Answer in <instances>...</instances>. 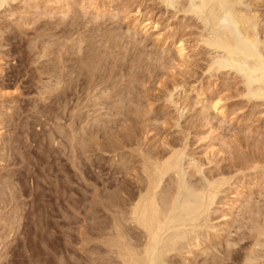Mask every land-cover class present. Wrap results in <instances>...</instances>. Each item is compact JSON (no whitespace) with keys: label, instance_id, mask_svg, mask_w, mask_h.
<instances>
[{"label":"rangeland","instance_id":"1","mask_svg":"<svg viewBox=\"0 0 264 264\" xmlns=\"http://www.w3.org/2000/svg\"><path fill=\"white\" fill-rule=\"evenodd\" d=\"M2 1L0 264H66L69 259L82 264H116L118 258L114 256L116 254L111 251L113 247L110 245L114 239V190L118 187L114 170L122 166L117 161L122 156V160L128 162L130 168L125 173H129L125 176L133 180H130L133 189L128 187V190L129 193L131 190L138 193L137 182L139 184L138 180L144 175L143 172L137 173L142 171V153L144 150H153L154 153L158 150L157 152L162 153L163 149L164 152L168 149L164 140L178 148H184L187 158L195 157L202 162L201 173L194 175L192 170L187 169L189 174L186 176L195 185L203 184L208 176L211 180L225 176L228 181L221 187L216 202L211 206V226L199 230H202L200 236L205 243L210 245L211 241L205 239L207 236L204 235L210 233V238L213 234L220 235V239H212L214 250L210 248L203 251L188 240L183 245L184 248L179 247L180 251L178 249L170 253L165 264H186L188 260L193 261V264H209L215 255L229 257L224 259L225 264H242V261L236 262L232 256L226 255L225 247L232 242L233 248L237 249L241 242L244 246L241 248L243 256L245 251H249L251 240L246 237L241 239L240 235L244 232L249 234L252 231L250 224H254V221V225H257L264 220V96L261 95L264 87L261 89L253 84L252 91L254 89V92L258 90L261 93H257L258 96L252 95L254 97L250 99L241 72L230 66L224 69L209 68L212 57H219V54L224 56L222 49L200 41L204 37L206 41H211L213 38H210L214 37V22L211 23L214 20L209 8L204 7L200 0ZM251 1L259 4L257 6L253 2L252 7H258L264 14V1L262 4L256 0ZM138 21L157 24L158 28H151L147 35L136 24ZM108 32L112 40L120 45L116 46L114 62L117 65L123 64L122 67L114 68L120 72L113 79L114 92L122 89L121 93L126 99L122 107L126 104L124 110L130 113L131 121L134 122L135 119L137 128V134L132 137L135 129L132 130L131 137H127V142L121 146L123 148L115 150L114 143L111 144L109 139L114 131L104 127L111 125L112 122L108 123V120L115 118L107 112L108 103L114 100H109L107 95L102 94L103 87L112 80L100 83L99 88L89 96L88 90H85L83 95L81 93L82 99H76L75 94L68 99H51L54 92L50 91L55 88L54 84L59 86V77L56 81L58 85L55 83L57 68L60 72L73 68L72 60H64L68 54L71 57L76 55L78 46L81 45L83 51L89 42H94L95 46L100 45ZM110 36L106 37L108 44ZM180 39L186 46L187 54L183 56H180L176 48ZM57 41H61L65 47L62 44L59 46ZM106 43H101L103 45L100 50H108L103 49ZM68 44H73L76 49L66 46ZM43 52L46 53L45 57ZM55 56L60 57L58 62L61 63H57ZM51 62L53 67L58 66L53 68L56 70L54 77L48 70L52 68ZM61 66H64L62 71ZM107 66H112V63ZM101 67L105 70L104 65ZM72 72L76 74V69L71 70ZM67 74L71 75L70 70ZM62 83L60 85L65 84ZM127 83H131L128 86L132 89L130 94ZM45 84L48 86L45 87ZM73 87L79 89L74 84ZM124 87L129 92L126 88L124 92ZM172 90L178 92L175 93L177 101L181 94L177 105L169 101ZM93 94L100 98L86 99ZM114 98L117 99L118 96ZM219 98L220 106L216 108L212 104ZM78 110L83 115L82 124L78 117L75 118ZM123 114L124 112L122 117L118 115L122 118H119V123H124L125 126L127 123L126 127L130 124L132 129L135 124L131 126L129 116L125 117ZM96 116L101 120L94 121ZM106 120L107 123L104 124ZM73 121L74 125L85 124L87 128L94 126L96 135L87 136L81 125L75 127L77 130L70 127V122ZM62 127L64 128L61 129ZM79 128L80 134L76 135L81 140H77V143L74 132H79ZM84 134L87 140L83 138ZM82 138L86 144H82ZM74 143L80 144L79 147L84 145L82 150L85 147L87 150L80 154L79 150L76 151L79 149L78 145ZM76 157H80L79 163ZM137 174H140L139 177ZM170 176L165 177L163 186L161 185L163 189L171 185ZM143 179L145 175L140 181L144 185L146 181ZM162 188L160 193L166 191L161 192ZM123 190L126 191L127 188ZM237 191H240V201L234 203L230 210L229 202L236 199ZM127 193L128 191L123 195L128 197ZM126 201L121 207L125 211L129 207ZM227 212V218H223ZM123 222L128 223L127 219ZM129 225L132 228L133 225ZM138 231L134 228L132 233ZM238 238L241 240L237 241ZM262 247L264 248L263 245ZM262 253L264 252H258V256ZM261 256L256 263L264 264V256ZM190 261L187 264H192Z\"/></svg>","mask_w":264,"mask_h":264},{"label":"bare ground","instance_id":"2","mask_svg":"<svg viewBox=\"0 0 264 264\" xmlns=\"http://www.w3.org/2000/svg\"><path fill=\"white\" fill-rule=\"evenodd\" d=\"M263 1L264 0H256L257 3L261 2L260 4H262ZM2 2L3 1L0 0V6L3 4ZM200 2L203 4L204 7L209 8L208 10H210L211 15H213L212 16L213 19L211 16L210 17L212 20H214L211 22V23L214 22L213 23L214 25L212 27L213 31H214V37L210 38V39H212V38L213 39L211 41H208V40L206 41V39H204L205 38L204 37L200 41H202V42L204 41V42L208 43V45L214 46L216 49H222L223 52H222V50H221V52L224 54L223 57L221 56V54H219L220 58L218 57V55L212 57V62L209 63V68L224 69V68H227L230 66L232 69H235V71H237L239 73L241 72L245 78L244 82L246 81L245 87H246V90H248L247 94H250V96H251L250 99H251L252 97H254L252 95L256 96L257 93L260 92L257 90V91H255L256 92L255 93L254 89L252 91L253 84L254 85L256 84L259 88L264 87V14H263V12L259 11L260 9H258V7H256V8L252 7L254 1L252 2L251 0H200ZM254 4H256V3L254 2ZM63 6H65V5H63ZM221 20L222 21L224 20V22L221 23ZM96 21H98V20H96ZM225 21H227V23ZM136 24L138 25V27L141 26V28L145 30L146 34L151 28H154V29L158 28L157 24H153V23H149V22L145 23L144 21H141V22L138 21ZM109 34L110 33L108 32L107 36H110ZM158 35H159V33H158ZM107 36L104 37L105 40H102V42H105V43L107 42V40H108V39H106ZM108 38H110L109 44L106 43V45L104 44V46H103V49L107 48L108 50H102V49L100 50V48H102V45H103V44H101L102 42L98 46H95L94 42L93 43L89 42V44L87 45V47H85V49L83 51H82L83 47L80 45L81 47L78 46V49L75 51L76 55L71 57L68 54L67 59H64V60H68V58H69L70 61L71 60L73 61L72 64H73V68L76 69V74L75 73L73 74L74 71L71 73V70H74L73 68H69L70 74L71 75L73 74V76L67 74V73H69V70L67 67H66L67 69L64 68L65 71L68 70L67 73L64 71L66 73L65 74L64 72H60V69L57 68L58 66L56 67L54 65V67L57 68V72H55L56 70H53V68H54L53 62H51L52 66L49 64L52 68L49 65L48 66L51 69H49L48 67L47 68H48V70H50V72H52V73H50V72L49 73H50V75L53 74L52 75L53 77L55 76V73H56L57 77L55 78V83H56L58 77L60 79L57 82L59 84V86H56L54 84L55 88L50 89V91H52L51 93L54 92L53 95L51 96L52 97L51 99H66V98L68 99V98H70V95H74V94H75V96H77L76 99H82L81 93L83 95L85 90H88L87 96H89V94H91V92H93L99 86L100 83H104V82H108V80H112L111 83L106 84L103 87L102 94L107 95L106 97L109 100H114V101H112V102L110 101L108 103V105H107L108 111L107 112H108V115L110 114V116H112V114H113L115 116V118L113 117V119L108 120V123H109V121H111L112 124L108 125V126H104V127L105 128L108 127L110 129H113V131H114V134H110L109 139L111 141L110 142L111 144L114 143V150H115V148H117V149L123 148L121 146L125 142H127V137H131L130 135L133 132L132 130L135 129L134 135L132 134V137L135 136V133L137 134V132H136L137 128H135V126H136L135 119H134V122L131 121V119H130L131 117L129 116L130 113L129 112L127 113V111L124 110L126 104H124L125 106L122 107L123 103H125V101H126V99L123 97L125 95L123 93H121L122 89H120L118 92L117 91L114 92L115 81L113 79H114V77H116L117 74L120 73L119 70H117L118 71L117 72V71H115L114 68L116 66L122 67L123 64L117 65L114 62V57L116 58V55H115V51L117 49L116 46L118 47L119 42L116 43L115 40H112L111 36ZM72 40H73V38H72ZM58 44H59V46H61L60 44L63 45V43L61 41H60V43L58 42ZM77 44H78V42H77ZM72 45L68 44L66 46L70 47ZM211 46H209V47H211ZM176 48H177L178 52L180 53V56L187 54L185 52L186 46H185L183 40H181V39L179 40V44L177 45ZM75 49L76 48H74V50ZM66 50H64V52ZM46 53H47V51H46ZM46 53L43 52V56ZM54 54L57 55V53H55V51H54ZM117 55H119V54H117ZM59 56H61V55H59ZM59 56H55L56 57L55 59H57L56 60L57 63H61V62H58ZM39 57H40V53H39ZM124 57H126V56H123V58ZM63 58H64V56H63ZM60 59H62V56ZM117 59L119 60L118 57H117ZM56 61H54V64ZM107 63L108 64L112 63V66H107L108 65ZM62 64H63V62H62ZM65 64H68V63H65ZM102 65L105 66V70L101 67ZM68 66H69V64H68ZM63 67L62 66L60 67V68H62L61 71L63 70ZM38 69H39V67H38ZM39 70H41V69H39ZM126 71L128 72V70H126ZM127 72H124V73H127ZM57 73L59 75H57ZM75 75H76V77H74ZM129 76H131L130 73H129ZM133 76H134V74L132 72V78H133ZM136 77H137V75H136ZM138 77H139V75H138ZM97 79H99V81H97ZM130 79H131V77H130ZM135 80H137V78H135ZM132 81L133 80L131 79V82ZM61 82H63V83L65 82V84L60 85ZM128 82H130V80ZM73 84L76 86H79V89H77V87H73ZM130 84L131 83H129V85H128V83H127V88L131 90L130 92L128 91V89L126 87L123 88V91L126 88L127 91L129 92V94L132 92V89L129 88ZM44 86L47 87L48 85L45 84ZM176 86H177V84H176ZM254 88H255V86H254ZM256 89H257V87H256ZM173 90H175V88ZM173 90L170 91L168 98H169L170 102H172L174 105H177V104H179L178 101L181 97V94L178 96L179 98L177 101V97L175 99V96H177V95H175V93L177 94L178 92L173 91ZM110 91H112V92H110ZM261 95L264 96V92H262ZM114 96H118V98L116 99V98H114ZM72 97L74 98V96H72ZM126 97H128L127 94H126ZM99 98H100L99 95L93 94V96L91 98L88 97L86 99L98 100ZM115 100H117V101H115ZM123 100H124V102H123ZM220 102H221V99L219 98L218 100H215L212 105L214 107L218 108V106H220L219 105ZM180 103H181V100H180ZM121 108H123V109H121ZM115 109H116V111H115ZM121 110H124V111H121ZM222 110L223 109L221 108L220 111H222ZM125 111H126V113H125ZM123 112H124L123 115L125 117L129 116V119H130L131 124H132L131 126H133L135 124L133 126L134 128L132 127V129L130 128V124H128L129 130H131V132H129L128 127H126L127 123H126V126L124 123H119V121H120L119 118L122 117ZM75 113L78 116H76V117L74 115L73 116L76 119L78 117L81 120V124H82V121L84 122L82 113L80 111L78 113L77 112H75ZM118 115H120L121 117H118ZM144 115H146V114H144ZM137 116H139V115H137ZM55 117H57V116H55ZM116 117H118V118H116ZM141 117H142V115H141ZM70 118H71V115H70ZM93 120L94 121L95 120L100 121L101 119H100V117L96 116L93 118ZM132 120H133V117H132ZM74 122L75 121L70 122V123H72V126L69 124L70 127H74V128L76 126L80 127V125H81L80 122H79L80 125H78V124L74 125L75 124ZM123 122H124V120H123ZM105 123H107V120L104 121V124ZM56 124L59 125V123H56ZM121 124L122 125L124 124L123 127L122 126L120 127ZM97 125H98V123H97ZM137 125H138V123H137ZM60 126H62V125L60 124ZM60 126L59 127L56 126V128L59 129ZM99 126H100V124H99ZM63 128L64 127H62L61 129H63ZM74 128H72V129H74ZM81 129L87 136H91V137L96 135V132H97L96 128L94 126L87 128L85 124L81 125ZM127 130H128V132H127ZM148 130H147V132H148ZM68 131H69V129H68ZM76 133L80 134V128H79V132H76V131L74 132V134L76 136L75 141L77 143H79L81 139L80 138L78 139V135H76ZM53 134H55V133H53ZM85 134L83 135V138L85 140H87V136L85 137ZM83 138H82V140H83L82 144L84 142ZM73 139H74V137H73ZM56 140H55V142H56ZM77 140H79V142ZM163 142L165 143L166 147L168 146V149L165 150L166 152L165 151L163 152V150H164L163 149L161 151L162 153H160V151L157 152L158 150L157 151L155 150V153L153 152V150L148 151V152H146L144 150L145 153H144V151L142 153L143 154L142 171L139 168L140 171L137 173L143 172L142 174L145 175V179H143V181L144 182L146 181V182L144 185L141 184L140 181L142 178H144V175L140 180H138L139 179L138 177L141 173L139 175L137 174L138 175L137 180L139 181V184L142 185V186H139V184L137 182V185L139 186V187L137 186L138 193L137 192L135 193L134 191H132L130 189L132 191V193L134 192V194H132L130 191V193H131L130 194L129 190H128V187L132 188L131 182L133 181L132 179H129L127 176H125L126 174L129 173L128 171H127L128 173H125V171L128 170V168H130L129 164L127 165L128 162L123 161L122 156H121V159H119V161H117V162L122 163V166L120 165L121 167H117L116 170H114V179L118 182L117 183L118 187L117 188L115 187L116 189L114 190V239H113V243H111V245H110L111 247H113V248L110 247L111 251H113L114 254H116L114 256L116 258H118L116 264H165V262L167 260H169L168 258H169L170 253L178 251L179 247L182 249V246L183 245L185 246L187 244L188 240H191V243L193 242L192 244L195 243L194 246L196 245V247H198V249H202L204 251V250L213 248L215 246L214 244H212L213 238H218V239L221 238L219 234H216L215 236L213 234L214 237L212 236V238H210L211 237L210 233H207V235H204V236L205 237L207 236V238H205V239H208L211 241V245L207 244V243H205V240L200 236V232L202 230L201 231H199V230H200V228H203V227L208 228L209 226H211V225H209V223H210L209 222V220H210L209 214H210V209L212 208L211 206L216 202V198L218 197V194L220 193L221 187L224 186L228 182L227 179L224 176V177H219L218 179L215 178L214 180L213 179L211 180V179H209V176L208 177L206 176L208 179L206 177H203V178H206L205 181L201 180V181H203V184H200V185L196 184L195 185V183H193L192 181H190L188 179L189 177L187 178L186 175L189 174V171H187V169L189 168L190 170H192V173L194 175H195V173L197 174V172L201 173L203 170L202 162L199 159L197 160V158H195V157H191V156L189 157L188 156L189 158H187V156H186L187 154H185L186 152H184V148H178L177 146H174L170 142H169L170 143L169 144L168 141H165V140ZM77 143H74V144L76 146L78 145V147H79L80 144H77ZM54 145H56V144H54ZM72 146H73V144H72ZM76 146H75V150H76ZM81 147H84V145H81L79 147V149H77L76 151L79 150L78 152L80 154H83L84 151H86L87 149L85 150V148H86L85 147V148H83L84 149V151H83ZM166 147H164V148L166 149ZM80 149L82 150L81 152H80ZM139 150H140V148H139ZM140 151L142 152V150H140ZM213 152H215L214 149H213ZM76 155H78L77 152H76ZM76 158H78V157H76ZM79 158L77 159L78 163L80 161ZM184 159H186V160H184ZM183 161H185V162H183ZM122 174H124V175H122ZM120 175H122V177L119 178L118 176H120ZM167 175H169V176L173 175L172 177L170 176V178H169L171 180V185L168 184L169 185L168 188L163 189L162 188L163 181ZM130 180H132V181L130 182ZM200 183H202V182H200ZM133 184L134 183H132V185ZM135 184H136V182H135ZM114 185H115V182H114ZM134 186L135 185H133V187ZM126 188H127L126 191L123 190ZM160 188H162L161 192H163L162 190H166V191L164 193H160ZM122 190L125 193L128 191V193H129V195H127L128 197H126V195L125 196L123 195L125 193H123ZM235 193H237L236 194L237 197L240 195V191L239 192L237 191ZM237 197H236V199L234 198L235 200L232 199L233 200L232 203L229 202L230 210L233 208L232 206H234L233 205L234 203H236L237 201H240V198L239 197L237 198ZM127 199H128V202L126 201ZM125 201L127 203H129L128 204L129 207L127 208L126 211L121 208L123 203H125ZM125 206H127V205H125ZM124 208L126 209V207H124ZM126 215H128V217ZM227 216H228V212L224 213V215L222 217L227 218ZM126 219L128 221V223H126V224L128 225V228L130 230L127 228V225L125 224L126 221L123 222V220H126ZM223 220H225V219H223ZM259 221L261 222V220H259ZM129 224H131V226L133 225L132 228L134 227L135 230L136 229H137V231L139 230L138 233L137 232L134 233V234L137 233L136 235H134L132 233L134 228H133V230H131L132 228H130ZM254 224H256L255 221H254ZM254 224H250V228L252 227V231L249 234H246L247 232L246 233L244 232L243 235L242 236L240 235V237H239V238L243 237V239H244V237H246V238H249V240H251L250 244L248 243L250 245V247H248L249 251H245V254L243 256L241 254V248H243L244 246L242 245L241 242H240L241 245L239 244L240 247L237 249L233 248L234 245H232L233 244L232 242L230 244L232 247L229 244H227L228 246L225 247L226 248L225 249L226 255L228 254V256H232L233 260H235L236 262L242 261V264H258V262L256 263V260L258 261V259L260 258V255L264 256L263 255L264 253H262L258 256V252H260V253L264 252V251H262V248H263L262 245L264 246V220L261 223L258 222L257 225H254ZM224 228H226V227H224ZM226 230H227V228H226ZM204 234H206V233H204ZM244 234H245V236H244ZM239 238L237 241H240L242 239L241 238L239 240ZM237 243H239V242H237ZM184 246H183V248H184ZM259 246H261V248H259ZM257 248H258V250L256 251ZM260 249H261V251H260ZM213 250H214V248H213ZM179 251H180V249H179ZM221 251H224V250H221ZM217 253H218V251H217ZM224 255H225V253H224ZM228 258L229 257H227V256H225V257L224 256L223 257L218 256L217 257V255H215L212 257V260H210L211 262L209 264H220V263L225 264V260ZM71 260H73V259H69V263L67 261L66 264H82L79 261L74 262V260L71 262ZM222 260H224V261H222ZM189 261L190 260H188V262ZM190 262H192V264L194 263L193 261H190ZM263 262H261V263H263Z\"/></svg>","mask_w":264,"mask_h":264}]
</instances>
